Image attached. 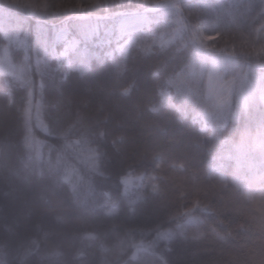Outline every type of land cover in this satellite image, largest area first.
Listing matches in <instances>:
<instances>
[{"label": "trees", "instance_id": "obj_1", "mask_svg": "<svg viewBox=\"0 0 264 264\" xmlns=\"http://www.w3.org/2000/svg\"><path fill=\"white\" fill-rule=\"evenodd\" d=\"M142 11L156 34L124 60L41 54L66 25L95 49ZM1 50L31 82L0 64V264H264V104L206 128L190 93L210 57L264 81V0H0Z\"/></svg>", "mask_w": 264, "mask_h": 264}, {"label": "rangeland", "instance_id": "obj_2", "mask_svg": "<svg viewBox=\"0 0 264 264\" xmlns=\"http://www.w3.org/2000/svg\"><path fill=\"white\" fill-rule=\"evenodd\" d=\"M30 15H37V12L28 9ZM158 21L152 18L151 14L142 11L135 12L132 14H124L119 18L116 25L109 27L103 37L96 40L92 45L95 49H91L89 45L82 44L76 37H71L68 25L61 28L57 35H63L69 40H75L79 42L76 49L69 51L63 56H58L60 62H64L67 65H77L81 63L84 57L93 50L94 54L103 57L113 58L115 54L122 57V60L126 59L129 54V49L136 43L142 34L149 36L155 35L156 30H154L155 25ZM88 30V29H87ZM85 30L86 32H89ZM200 42L204 44L208 41H212L215 37L212 35H206L200 27L196 28V35ZM163 36L160 37L159 41L163 40ZM151 40H148L143 44L146 50H149L152 46ZM157 42V41H155ZM205 48V46H203ZM4 48H2L3 50ZM0 51V64L3 63V67L12 72L21 82L25 85H30L31 78L29 75V70L26 66L13 64L12 60H6L7 54L5 51ZM63 50V49H62ZM62 50L60 52H62ZM228 58L224 57H210L204 60L202 64L201 71L199 73H194L193 79L196 80L191 84L192 90L190 93H195L196 100L201 99L200 107L202 111H198L203 116L202 122L204 127H209L211 123H223L227 120L228 116H236L239 110H248L250 106L264 104V81L255 80L247 82L248 80L236 81V80H226V78L220 77L218 71L221 67L225 66ZM204 87V88H203ZM199 88V89H197ZM204 89V93L201 92ZM113 119L119 125L121 122L124 124L125 119L120 122L114 116ZM121 123V124H122ZM154 136V137H153ZM151 136L152 142H148L149 152L152 154L155 147H164V142H162L155 134ZM169 139V138H168ZM174 138L169 139V143L173 145ZM136 141L133 144L138 143ZM168 143V144H169ZM172 147V146H171ZM143 181V175L130 173L123 177L122 182L124 186V191L126 194L133 193L136 189L141 186ZM244 188L250 191L249 186L246 184ZM261 190V186H258ZM250 195V193L248 192ZM17 221L18 220H15Z\"/></svg>", "mask_w": 264, "mask_h": 264}, {"label": "snow or ice", "instance_id": "obj_3", "mask_svg": "<svg viewBox=\"0 0 264 264\" xmlns=\"http://www.w3.org/2000/svg\"><path fill=\"white\" fill-rule=\"evenodd\" d=\"M41 43V54L44 57V60H47L49 56L58 57L67 54L69 51L76 49L79 45L78 41L69 40L63 35H57L54 40L49 41L47 35H45L40 41ZM62 45V52H58V46ZM28 48L27 39L23 40V48L21 51H25ZM31 59V57H29ZM40 57H37V63H40Z\"/></svg>", "mask_w": 264, "mask_h": 264}]
</instances>
